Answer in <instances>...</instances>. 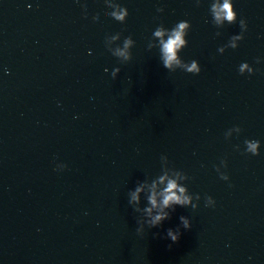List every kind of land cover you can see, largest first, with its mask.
<instances>
[{"label": "water", "instance_id": "95a60500", "mask_svg": "<svg viewBox=\"0 0 264 264\" xmlns=\"http://www.w3.org/2000/svg\"><path fill=\"white\" fill-rule=\"evenodd\" d=\"M120 2L124 25L106 0H0V264H264V63H254L264 59V0H235L248 31L223 56L216 49L238 23L216 37L208 0ZM181 20L191 30L180 56L198 61V76L168 73L146 50L158 24ZM117 32L135 41L125 65L104 47ZM242 62L253 76L238 75ZM233 126L242 133L226 142ZM245 139L261 142L259 156L242 155ZM161 155L201 201L141 238L126 193L159 172ZM221 159L232 187L213 170ZM180 216L191 229L171 244L162 237Z\"/></svg>", "mask_w": 264, "mask_h": 264}, {"label": "clouds", "instance_id": "9594fccd", "mask_svg": "<svg viewBox=\"0 0 264 264\" xmlns=\"http://www.w3.org/2000/svg\"><path fill=\"white\" fill-rule=\"evenodd\" d=\"M79 3L80 0H75ZM195 6H201V0H194ZM207 16L210 18L211 25L217 29L216 37L222 35L221 29L226 25L231 26L238 23L239 34H233L228 41L216 49L217 55L223 56L226 51H235L243 41L245 33L248 31L247 21L241 16L238 19V13L234 8L235 0H208ZM108 9L107 15L114 22L124 25L129 16L127 7L123 6L120 0H106ZM85 11L88 12V5H85ZM158 15L164 13L163 7L156 9ZM87 19L92 20L91 15ZM103 14L95 17V23L103 22ZM205 23H209L205 19ZM191 30V24L187 20L177 22L171 28L165 27L162 23L158 24L152 31L153 42H150L147 51L155 48L161 66L168 73H175L180 70L188 75L198 76L201 72L198 61L191 60L185 62L180 54L183 49L188 46L187 36ZM158 41V43H155ZM111 44V46H110ZM135 41L132 36L122 38V34L106 35L104 39L105 50L116 59L119 65L128 64L132 60V49ZM255 64L264 63V59L256 58ZM120 67H114L111 70L110 77L116 80L120 74ZM258 70V69H257ZM108 73V69H104ZM240 76L251 77L255 74L253 67L247 62H242L237 69ZM7 75V69L4 72ZM242 129L239 126H233L224 133V140L230 141L233 135L239 136ZM261 142L259 140L245 139L243 141L244 156L257 157L260 155ZM234 151L240 152V145H235ZM58 159V157H56ZM66 164H61L58 168L59 172L67 170ZM213 170L216 172L219 180L228 184L230 177L227 174V160L221 159L219 165H213ZM191 177L184 171L177 169L171 165L166 155H161L159 158V172L152 177H144L143 180H137L133 189L127 191V206L135 214L136 229L135 233L138 237H143L146 230L159 229L166 221H169L172 214L177 208H191L196 211L201 201L199 194L189 192L188 184ZM203 203L205 208L215 209L216 201L211 196H204ZM191 229L190 219L186 216L179 217V224L175 228H168L162 238L176 244L182 235L183 231ZM39 231V229H37Z\"/></svg>", "mask_w": 264, "mask_h": 264}]
</instances>
